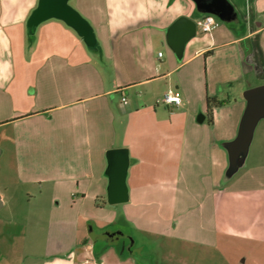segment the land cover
Masks as SVG:
<instances>
[{
    "label": "crops",
    "instance_id": "obj_1",
    "mask_svg": "<svg viewBox=\"0 0 264 264\" xmlns=\"http://www.w3.org/2000/svg\"><path fill=\"white\" fill-rule=\"evenodd\" d=\"M87 1L80 9L94 23L97 40L101 31L102 56L60 19L30 29L27 21L39 0H0V210L15 203L18 191L29 202L45 197L51 206L66 200L79 207L70 242L58 239L48 246L34 241L23 248L20 264H140L132 253L97 247L89 233L91 216L84 209L107 200L106 153L120 147L129 149L128 201L134 207L150 205L152 199L146 194L150 183L139 167L143 164L157 166L162 188L169 179L177 182L180 173L186 181L191 175L204 189L199 181L207 177L215 189L210 207L216 237L231 234L264 247V183L238 187L237 180L225 185L228 152L220 143V137L238 134L247 106L245 91L264 84V0H230L239 23L223 27L220 20L206 37L198 29L180 62L167 44L166 32L179 16L196 21L203 16L192 0ZM160 47L165 49L162 56ZM219 49L222 63L213 65L204 81L195 76L188 85L187 70L181 74L186 81L180 78L174 85L176 71ZM84 67L93 68V73L83 83ZM160 81L166 84L163 96L173 91L181 97L180 105L160 100ZM227 89L235 99L225 119L228 129H216L232 99L229 94L221 99ZM208 97L226 101L213 108L212 124ZM200 111L203 121L198 119ZM178 117L185 123L181 136L171 128L162 137L167 143L160 147V161L146 138L159 137L152 128L167 121L172 127ZM209 129L211 136L205 134ZM253 165L255 172L264 169V161ZM251 178L256 179L254 174ZM0 264L13 263L2 259Z\"/></svg>",
    "mask_w": 264,
    "mask_h": 264
},
{
    "label": "rangeland",
    "instance_id": "obj_2",
    "mask_svg": "<svg viewBox=\"0 0 264 264\" xmlns=\"http://www.w3.org/2000/svg\"><path fill=\"white\" fill-rule=\"evenodd\" d=\"M87 3V0H83V2L70 0V4L93 26L94 23L80 9L82 6H86ZM95 3H97L96 0ZM216 18L220 21L218 17ZM221 23L223 27L227 26L225 22L222 21ZM202 35L206 37L209 34ZM98 37L99 44L93 50L102 56L105 45L101 41L102 34L101 31L99 33V30ZM158 49L162 52L165 51L162 47ZM221 50H217L212 56L210 54L202 55L187 64L182 70L176 71L172 76L174 85L180 84L181 74L187 72V70L189 71V77H191L188 78V85L191 86L192 78L195 76L204 81L213 65L214 68H218L219 64L222 63L223 51ZM101 64L98 63L99 67H102L101 69L111 73ZM82 70L80 71L84 83L87 80L86 76L93 73L91 71L93 68L84 67ZM182 80L186 81L183 78ZM158 84L161 90L158 97L161 100L166 84L164 81H160ZM240 92V87H238L239 97ZM228 94L232 98V92L227 89L221 99H227ZM234 103L235 99L232 98L231 102L226 105L229 108L222 110L223 120L219 122L216 129H228V126H225V119L227 113L230 112V108L234 107L232 106ZM160 106L164 107L162 103H160ZM198 114H202V112L200 111ZM184 125V119L178 117L172 127L168 121L161 122L153 127L154 133L159 137L146 138L147 142L154 144V151L151 154H158L157 158L163 161V157H160L162 156L160 147L164 142L167 143V139L165 140L162 137H166L171 128L173 134L177 133L180 137ZM211 132L212 130L209 129L205 134L211 136ZM220 138L223 141V143H220L224 144L228 152L227 144L236 137ZM149 158L146 157L151 161L152 159ZM262 161H264V119L260 120L255 128L247 153L241 154L238 170L233 175H227L225 185L229 187L237 180L238 187L251 186L258 182L264 183V169L256 172L251 169L254 166L253 164ZM139 167L144 171L143 177L145 180L150 183L146 190L148 200L152 198L149 200L150 205L134 207L130 204V201L109 204L106 199H99L98 205L89 203L84 208L85 212H88L91 216L88 225L92 224L99 232L104 228L110 232L115 230L121 232L124 237L120 238L122 243L120 244L123 245L130 241L134 246V254L140 264H264V247L261 246L262 243L258 244L255 241L238 238L231 234L216 237L214 231L216 220L210 207V201L213 199L210 193L215 192V189L210 186L211 179L205 177L204 181H199V183H205L203 189L201 184L197 186L196 181H192L191 175L187 174L186 181L179 173L177 182L170 183L169 179V184L167 183L162 188L158 182L157 166L146 163ZM227 169L228 171L230 169L229 153ZM252 174L255 175L256 179L251 178ZM190 186H194L195 189L190 190L188 188ZM208 188H211L210 191ZM161 203H164V205H160ZM78 208L77 206L73 207L71 202L66 200H63L60 206H51L50 201L45 197L29 202L18 191L15 203L11 207L6 206L0 210V262L3 259L5 262L20 264L23 248L34 241L43 242V245L48 246H53V243L58 239L64 243L70 242L73 237L74 229L72 226L75 224ZM112 216H115L114 221L105 223V220ZM49 219L51 220V228H48ZM66 227L69 231L65 229ZM86 230H88L87 227ZM125 238L127 242H125ZM98 239L97 247L100 248L104 246V242L110 240L103 236ZM127 253L128 251L125 250V254ZM244 259H247V261H243Z\"/></svg>",
    "mask_w": 264,
    "mask_h": 264
},
{
    "label": "water",
    "instance_id": "obj_3",
    "mask_svg": "<svg viewBox=\"0 0 264 264\" xmlns=\"http://www.w3.org/2000/svg\"><path fill=\"white\" fill-rule=\"evenodd\" d=\"M200 14H213L225 23H239V16L230 0H192ZM56 18L72 27L84 39L88 47L94 49L98 40L92 24L74 6L70 0H39L38 5L28 18L30 29L36 28L42 22ZM196 20L182 15L175 19L167 28L166 40L178 60H182L186 44L197 35ZM244 96L247 106L243 113L238 134L227 144L230 169L227 175H233L239 168L241 154H246L252 141L255 128L260 120L264 119V84L248 88ZM201 117V118H200ZM199 121L204 120L200 114ZM108 165L106 175L109 178L107 187V202L119 204L129 200L127 175L130 166V155L127 147L112 148L106 153ZM3 203L0 196V209ZM90 237L96 240L100 234L95 233L89 225ZM121 234V232H117Z\"/></svg>",
    "mask_w": 264,
    "mask_h": 264
},
{
    "label": "built area",
    "instance_id": "obj_4",
    "mask_svg": "<svg viewBox=\"0 0 264 264\" xmlns=\"http://www.w3.org/2000/svg\"><path fill=\"white\" fill-rule=\"evenodd\" d=\"M198 29L203 33H211L220 25V21L213 14H204L197 21ZM163 52H159V56H162ZM123 101L127 102V98L123 97ZM163 101L167 105H180L182 103L181 97L173 91H168L163 96Z\"/></svg>",
    "mask_w": 264,
    "mask_h": 264
},
{
    "label": "flooded vegetation",
    "instance_id": "obj_5",
    "mask_svg": "<svg viewBox=\"0 0 264 264\" xmlns=\"http://www.w3.org/2000/svg\"><path fill=\"white\" fill-rule=\"evenodd\" d=\"M93 228H94V226H93ZM94 231H95V233L100 234V236L96 237L95 242L98 243V240H99L98 238H100L102 236L110 239L109 241L104 242L103 247L113 246L116 249H118L120 252H123V251L125 252V250H127L128 253L134 254V246L130 243V241L127 242L126 238H125V242H127V243L121 245L122 243L120 242V238L124 237V235L122 233L118 234L117 233L118 231H116V230L110 232V231L105 230V228L103 230H101L100 232L94 228ZM91 239H92V237H91ZM92 240L94 241V239H92Z\"/></svg>",
    "mask_w": 264,
    "mask_h": 264
},
{
    "label": "trees",
    "instance_id": "obj_6",
    "mask_svg": "<svg viewBox=\"0 0 264 264\" xmlns=\"http://www.w3.org/2000/svg\"><path fill=\"white\" fill-rule=\"evenodd\" d=\"M200 14V13H199ZM204 15V14H202ZM222 21V20H221ZM229 25L234 26L233 23H229ZM211 51H207L205 54H209ZM225 100H219L215 97H208L207 104H208V113H209V122L210 124L213 123V108L216 106H220L225 104Z\"/></svg>",
    "mask_w": 264,
    "mask_h": 264
}]
</instances>
